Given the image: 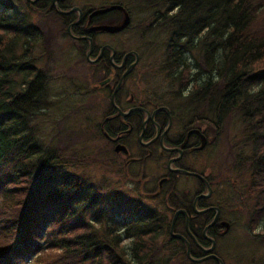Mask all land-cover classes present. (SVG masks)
<instances>
[{
  "label": "trees",
  "instance_id": "obj_1",
  "mask_svg": "<svg viewBox=\"0 0 264 264\" xmlns=\"http://www.w3.org/2000/svg\"><path fill=\"white\" fill-rule=\"evenodd\" d=\"M147 7L154 8L153 28L168 32L163 66L180 93L191 82L188 52H201L198 65L208 76L194 83L187 102L205 106L212 130L218 131L223 118L239 116L240 133L250 146L246 188L253 196L254 228L264 216V0H147ZM100 9L90 14L103 13ZM75 16L62 15L50 0H0V264H152L165 219L149 209L137 220L140 225L118 231L103 211H92L107 185L77 172L82 163L73 133L61 125L53 144L41 133L39 118L51 107L47 72L54 40L66 38L86 62L85 41L74 45L66 30ZM88 27L83 22L71 31L83 34ZM95 30L92 26L89 33ZM88 73L89 83L105 74L94 65ZM88 133L99 138L98 124ZM108 194L124 200L117 190ZM179 222L184 219L177 217ZM124 238L130 239L128 246ZM197 251L192 245L191 254ZM181 253L187 261L186 246L177 242L172 254Z\"/></svg>",
  "mask_w": 264,
  "mask_h": 264
},
{
  "label": "rangeland",
  "instance_id": "obj_2",
  "mask_svg": "<svg viewBox=\"0 0 264 264\" xmlns=\"http://www.w3.org/2000/svg\"><path fill=\"white\" fill-rule=\"evenodd\" d=\"M67 3L68 6H78L83 9L119 3L128 8L130 13L128 27L116 33L105 31L98 35L97 42L100 44L110 41L116 50L137 51L140 61L136 72L147 71L148 76L141 77L142 85L148 90L159 93L173 90L176 94H173L174 98L166 95L165 100L170 99L172 104L176 101L175 99L179 103L183 102L184 98L181 95L177 97L176 83L166 74L163 66L164 45L168 32L153 28L154 8L147 7V0H67ZM77 20L78 18L74 19L73 23ZM66 40V38L54 40L56 50L48 63L49 71L47 72V100L51 103V107L39 118L41 133L51 144L57 140L56 134L61 125H65L73 133L69 135L77 140L73 146L77 144L76 154L82 163L77 168V172L83 171L89 175L90 182L96 185L99 181L107 185L105 190L98 191L101 200L92 211L97 212L96 214L103 211V218L112 222L118 231L124 233L126 228L134 229L142 223V221L137 223V220H142L145 211L136 210L133 214L127 211L129 206L137 203L136 197L131 195L134 193L131 189L135 184L131 185L128 175L119 168L117 170V166L112 164L114 154L111 148L108 149L107 141L104 138L90 139L88 136L90 128L101 121L99 110L95 97H91L88 92L93 85L89 84V81L87 85L83 78L87 73L88 65L83 59L76 63L79 56L71 52L73 47L71 48L70 42ZM40 52L41 48L37 47L34 54L38 55ZM188 53L191 62L197 67L201 61L200 50ZM185 107L183 108L185 111L191 109L189 104ZM192 107L196 114L210 113L205 110L204 105H192ZM209 115L212 119V115ZM240 127L239 116L232 114L222 119L220 126L217 127L218 131L212 130V135L214 134L215 137L211 146L210 161L216 184L212 187L211 201L213 204L221 205L224 216L230 222L227 233L218 237L217 245L224 264H264V216L254 228H251L250 212L253 196L246 188L249 168L245 163L250 146L244 142ZM73 146L71 145L70 148ZM73 148L76 150V147ZM159 164L157 161L146 162L142 179L147 181L149 187L156 186L160 174L165 172L162 169L159 170ZM195 187L190 177L183 175L176 177L174 191L186 192L190 198ZM109 189L117 190L116 197L123 198L125 201H117L115 197H110ZM144 200L149 209L155 212L153 216L163 217L166 222L162 234L155 240L154 254L150 261L152 264H186L184 254L173 255L174 245L167 244L169 240L167 223L172 220V210L166 205L165 208L162 206L161 198L145 197ZM120 211L123 212L120 214ZM90 215L92 217V213H87V217ZM122 243L128 246L130 239L124 238Z\"/></svg>",
  "mask_w": 264,
  "mask_h": 264
},
{
  "label": "flooded vegetation",
  "instance_id": "obj_3",
  "mask_svg": "<svg viewBox=\"0 0 264 264\" xmlns=\"http://www.w3.org/2000/svg\"><path fill=\"white\" fill-rule=\"evenodd\" d=\"M50 1L62 15L72 13L76 15L75 19L79 18L77 10L69 13L61 12L73 7L68 6L67 0ZM107 7L87 9L78 7L80 20L73 24V19L67 25L72 43L76 45L78 41L84 40L87 45L84 52L88 64L87 73L90 65H94L95 69L103 67L105 72L97 80L89 83L93 87L90 86L88 90L90 96L95 97L101 119L98 123L101 135L99 134L98 137L104 138L108 149L111 148L114 154L112 164L117 166V170L121 169L128 175L131 185L135 184L131 189L134 193L131 195L136 197L137 203L134 205L136 210H149L144 200L147 197L161 198L162 206L166 205L172 210V219L178 211L173 225L171 226V220L168 226L167 244L175 245L177 242H182L186 248L187 244L189 245L190 256L186 252L188 259L186 264H220V261L224 264L218 250L217 239L227 233L230 222L224 216L221 205L213 204L211 201L212 187L216 184L210 161L213 142L212 119L210 113H194L192 105L195 103L186 100V96L194 89V83L201 84L208 76V71L203 70L199 65L197 67L194 64L190 65L191 82L181 93L178 90L177 94V97L181 95L184 98L182 103L177 99L173 104L170 99L165 100L166 95L174 98L173 90L162 93L148 90L141 83V77H148L147 71L136 72L140 61L137 51L116 50L110 41L99 44L96 39L105 31L96 29L93 34L89 33L92 26L94 28L99 24H121L124 15L128 12L122 5L118 8L120 9L118 12L114 9L105 10ZM96 8H103L104 11H100L103 13L90 14ZM99 16L101 18L97 19L96 17ZM83 22L89 26L88 30H84L85 33L75 34L71 31L72 26ZM125 27L127 28L128 25ZM125 27L121 31H124ZM82 36L84 38H78ZM72 49L71 52L78 54L79 60L76 63H79L82 52ZM164 70L169 76V70L165 67ZM87 73L83 74V78L88 81L90 75ZM187 104L191 107L189 111L183 109ZM117 145H122L126 152L122 148L115 150ZM148 160L157 161L160 163L159 170L165 171H161L154 187H149L147 181L142 179ZM178 175L190 177L196 185L190 195L192 197L189 198L184 192L182 203L179 202L180 197L174 191ZM154 214L155 212L152 213ZM177 217L183 218L184 224L181 222L176 224ZM214 218L213 224L207 226ZM202 220L203 227L200 226ZM199 231L202 237L198 235ZM212 244H214L212 250H204L210 248ZM192 245L198 247V251L193 254L190 252Z\"/></svg>",
  "mask_w": 264,
  "mask_h": 264
},
{
  "label": "water",
  "instance_id": "obj_4",
  "mask_svg": "<svg viewBox=\"0 0 264 264\" xmlns=\"http://www.w3.org/2000/svg\"><path fill=\"white\" fill-rule=\"evenodd\" d=\"M30 1L33 2V1H35V0H30ZM115 8H121V5H119V4H112V5L108 6L105 10H111V9H115ZM73 10H77V11H79V18H78V20H77L76 22L73 23V24H76V23L80 20V18H81L80 9H79L77 6L72 7V8H71L70 10H68V11H61V12L69 13V12H71V11H73ZM100 10H101V11H104L103 8L100 9ZM129 20H130V17H129V15L126 13V14L124 15V17H123V20H122L121 24H99V25L95 26L94 29H98V30H102V31H107V32H117V31H119V30H122L125 26H127V25L129 24ZM78 38H84V37L82 36V37H78ZM89 40H90V38H89ZM90 45H91V44H90ZM90 48H91V46H90ZM88 52H89V51H88ZM87 55H88V53H87ZM121 148L124 149V151L126 152V149H125L122 145H117V146L115 147V150H119V149H121ZM193 174H194V173H193ZM177 212H178V211H176L175 214H174V216H173L171 226L173 225L174 218H175V215L177 214ZM214 221H215V218H214L213 221H212L209 225H207V226H210L211 224H213ZM213 247H214V244H212L210 248H208V249H204V250H206V251H210V250L213 249ZM186 252H187V255L190 256V254H189V245H188V244H187ZM191 259H192V260H196V259H193V258H191ZM200 260H201V259H200ZM220 264H223L222 261H220Z\"/></svg>",
  "mask_w": 264,
  "mask_h": 264
}]
</instances>
